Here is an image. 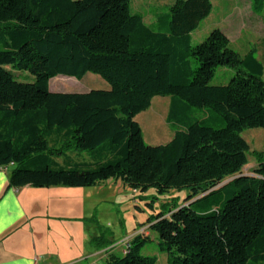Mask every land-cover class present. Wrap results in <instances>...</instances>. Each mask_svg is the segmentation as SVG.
Instances as JSON below:
<instances>
[{
	"label": "trees",
	"instance_id": "1",
	"mask_svg": "<svg viewBox=\"0 0 264 264\" xmlns=\"http://www.w3.org/2000/svg\"><path fill=\"white\" fill-rule=\"evenodd\" d=\"M252 7L262 13L264 0ZM212 8V0H175L156 15V29L131 0H0V169L10 168L9 187L114 179L134 194L189 191L184 205L149 217L152 236L138 232L121 251L96 214L86 219L98 233L91 243L106 251L100 264H157L142 253L152 238L169 264H264V156L244 172L250 146L242 135L264 128V62L255 46L234 49L218 27L192 44ZM219 65L235 74L212 85ZM89 71L109 87L49 90L55 75ZM156 95H170L166 120L177 128L153 145L135 117ZM83 151L89 160L73 157Z\"/></svg>",
	"mask_w": 264,
	"mask_h": 264
},
{
	"label": "rangeland",
	"instance_id": "2",
	"mask_svg": "<svg viewBox=\"0 0 264 264\" xmlns=\"http://www.w3.org/2000/svg\"><path fill=\"white\" fill-rule=\"evenodd\" d=\"M174 1L131 0V11L141 14L146 24L157 29L156 15L169 11ZM212 4L211 13L191 32L192 44L201 42L211 29L218 27L228 35L231 46L241 54L253 45L261 49L262 55L264 54V11L256 13L252 7V0H212ZM9 68L16 73L19 80L34 81V75L29 71ZM234 74V68L219 65L210 84H226ZM50 81L56 85L49 87L51 91H54L52 89H58L56 91L65 89V92L87 91L92 88L109 87L105 79L90 71L81 78L58 74L50 78ZM169 104L170 95H156L151 105L136 115L135 119L139 122L148 144H163L173 136L177 126L166 120ZM208 110H210L208 107L193 106L194 114L199 117L208 115ZM242 135L250 146L248 164L244 166V172L251 174L253 166L264 156V128H248ZM73 157L81 160L90 159L86 151L73 153ZM63 158L64 156H61L60 160ZM113 180L108 188L97 196L98 206L93 214H96L99 227L111 233L112 238L117 240L115 249L119 251L123 249V243L138 232H145L152 236L149 217L173 205H184L189 193L188 189H172L168 193L159 194L154 188H149L145 192L134 194V190L124 185L121 180L117 184ZM142 253L157 255V264H169L167 252L159 248L154 238L146 243Z\"/></svg>",
	"mask_w": 264,
	"mask_h": 264
},
{
	"label": "crops",
	"instance_id": "3",
	"mask_svg": "<svg viewBox=\"0 0 264 264\" xmlns=\"http://www.w3.org/2000/svg\"><path fill=\"white\" fill-rule=\"evenodd\" d=\"M9 174L0 169V264H100L105 250L91 243L98 233L85 220L113 179L89 187H9Z\"/></svg>",
	"mask_w": 264,
	"mask_h": 264
}]
</instances>
